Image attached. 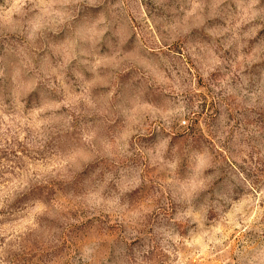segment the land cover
Returning <instances> with one entry per match:
<instances>
[{
	"label": "rangeland",
	"instance_id": "1",
	"mask_svg": "<svg viewBox=\"0 0 264 264\" xmlns=\"http://www.w3.org/2000/svg\"><path fill=\"white\" fill-rule=\"evenodd\" d=\"M0 264H264V0H0Z\"/></svg>",
	"mask_w": 264,
	"mask_h": 264
}]
</instances>
